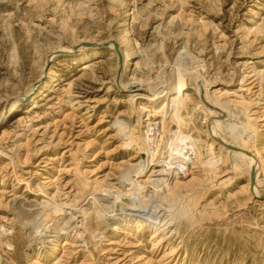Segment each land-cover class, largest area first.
<instances>
[{
    "label": "rangeland",
    "instance_id": "374dc122",
    "mask_svg": "<svg viewBox=\"0 0 264 264\" xmlns=\"http://www.w3.org/2000/svg\"><path fill=\"white\" fill-rule=\"evenodd\" d=\"M107 41L132 53L127 78L146 80L142 93L178 92L156 104L119 90ZM51 52L62 54L43 95L0 128V264H158L163 254L162 264H264V194L247 192L244 164L210 144L193 87L220 102L226 135H256L264 184V0H0V111ZM150 119L161 123L157 156L143 135ZM177 137L201 156L164 198L150 180L174 181L164 168Z\"/></svg>",
    "mask_w": 264,
    "mask_h": 264
},
{
    "label": "bare ground",
    "instance_id": "6f19581e",
    "mask_svg": "<svg viewBox=\"0 0 264 264\" xmlns=\"http://www.w3.org/2000/svg\"><path fill=\"white\" fill-rule=\"evenodd\" d=\"M116 41H107L106 43H108L107 48L112 49L116 54V76L114 79L117 85L119 84L120 86V88L118 87L119 90L123 92L126 91V92L142 94L146 99H148L150 103H156V104H161L166 96L178 92L179 87H172L164 90V92L158 89L159 91L157 90L154 93L152 92L142 93L141 91L143 90L142 87L148 88V91L150 90L149 89L150 87H147L146 80L144 81L136 77L127 78V68L131 60L132 53H127L123 49V47ZM114 42L116 43V46L114 45ZM80 43H82V41ZM101 44L103 43H93L92 46L87 48L95 50L96 52L97 46L99 47V45ZM55 53L59 54L61 52H55ZM55 53L51 52L44 58V62L41 65V68L39 69L37 78L33 82L28 83L27 87H25V91H23L24 93L18 94L16 96H12L6 100V103L4 102L5 105L0 111V128L10 118V116L15 112L17 108H19L20 106L28 107L34 105L37 102V99L43 95V92H40L39 89L41 84L40 82L46 77L47 73H49L51 69V62L54 60V58L60 57ZM12 57H13L11 58L13 59L12 69L14 72L12 74V77L13 79H17L18 74L22 70L20 64L21 61L19 55L16 53H13ZM197 80L193 82V87H194V91L196 92L199 98V102L201 106H203V108L206 109L208 113V115L204 119V122L206 124V136L208 140H210V144L215 147H218L219 151L225 149L226 152L233 153L239 159V161L242 164H244L243 166H245V168L247 169V173L249 174V179L246 186L247 192L249 191L254 196H260L264 194V184L260 185V181H259V172L262 171L263 158L256 151H254L255 146H257L256 135L253 133L250 134L251 132L249 133L248 131L241 132V130L236 131L234 133L228 129L227 130L230 135H226L221 128L223 119L226 117V111L223 109L220 102H217L215 99H213L212 96L207 92V90L204 89V86H202L203 84L202 85L198 84ZM184 81H186V83L183 84V86L188 87V80H184ZM53 83L54 80H52L51 84ZM183 102L184 100L180 101V103ZM156 124L158 127H156ZM143 129H144L143 135L145 136V139L148 140L147 148L151 151L150 152L151 154L157 156L160 152V146H161V144L158 142L160 140L161 123L159 122V120L157 121H154V119L146 120L144 121ZM240 140H242L243 144L240 143ZM224 144L233 145L237 147L239 150L228 149L224 146ZM169 145H172V146H167V148L171 153V156H173V160L175 161V163L172 164L169 168L168 165H166V162H168L167 160L160 158L159 163L166 165L164 168L166 171L164 169L163 170L169 176L171 177L174 176V178L172 179L174 181L167 183L165 182V180H163L165 184L163 185L162 183H160L156 187L155 184L153 183V179L152 178L151 180L149 179L150 184L153 187L154 193L157 195H161L164 198L168 196H174L181 186L180 185L181 181L178 180V178H180L178 176V172L174 169L175 168L174 165L176 164V162L177 164H179L181 168L186 169V171L188 172L187 167L190 165V159H194L195 161H197L200 159L201 156L199 152H196L194 150L193 145L186 146L178 137L174 139ZM261 149L264 152V144L262 145ZM251 170L254 171V180L252 183L250 179ZM142 176H144L143 173L141 171H138L135 175V178ZM159 200L162 201L164 199L162 200L159 199ZM48 205L53 210H57L58 212L62 211L61 207L58 206V204H55L53 202L50 203L48 202ZM124 225H118L116 228H120ZM145 227L149 231L148 238L151 246L150 249L152 250L151 251L152 256H155L157 254V249L155 248L159 247L160 244H162L161 238H158L157 235V227H158L157 223L154 222L152 224H146ZM60 243L61 241L57 240V243L53 245L52 250L48 253L49 258L56 257V252L60 247ZM164 256L166 255L163 254L159 258V261H157L158 264H162L163 262L162 258Z\"/></svg>",
    "mask_w": 264,
    "mask_h": 264
},
{
    "label": "water",
    "instance_id": "95a60500",
    "mask_svg": "<svg viewBox=\"0 0 264 264\" xmlns=\"http://www.w3.org/2000/svg\"><path fill=\"white\" fill-rule=\"evenodd\" d=\"M83 45L85 46H91L92 44L89 43V42H83ZM114 45L116 46V43L114 42ZM224 146L228 149H231V150H239L237 147L233 146V145H230V144H224ZM250 179H251V183L253 182L254 180V171L251 170L250 171Z\"/></svg>",
    "mask_w": 264,
    "mask_h": 264
},
{
    "label": "built area",
    "instance_id": "2783aa9c",
    "mask_svg": "<svg viewBox=\"0 0 264 264\" xmlns=\"http://www.w3.org/2000/svg\"><path fill=\"white\" fill-rule=\"evenodd\" d=\"M155 129H156V127H155ZM176 164H177V163H176ZM177 165H178L179 172H178L177 168H174V169L178 172V176L180 175L181 177H186V175H187L186 169L181 168V167L179 166V164H177ZM174 166H175V165H174Z\"/></svg>",
    "mask_w": 264,
    "mask_h": 264
}]
</instances>
